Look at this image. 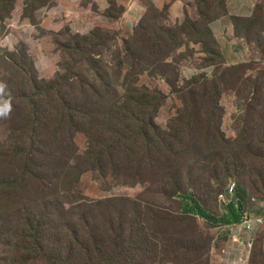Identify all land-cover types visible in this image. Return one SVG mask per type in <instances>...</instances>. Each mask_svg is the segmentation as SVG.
<instances>
[{"label": "rangeland", "instance_id": "1", "mask_svg": "<svg viewBox=\"0 0 264 264\" xmlns=\"http://www.w3.org/2000/svg\"><path fill=\"white\" fill-rule=\"evenodd\" d=\"M24 3L17 0L0 27V144L11 149V135L25 143L31 138L30 131L26 135L20 128V113L3 99L21 77L10 54L25 48L41 81L66 74L64 66H69L68 72L77 75L74 80L105 79L118 88L114 104L129 94L127 76L160 91L164 96L156 124L171 131L175 155L149 165L142 152L129 165L128 151L122 147L114 151L105 173L92 170L95 163L88 159L78 160L81 170L73 174V181L68 174L73 155L89 153V138L67 125L54 133V140L40 132L30 145L32 160L22 166V182L10 194L8 212L0 216V264H7L10 252L24 253L29 247L25 218H37L46 210V222L70 227L77 236L82 231L99 236L107 245L112 243L110 224L117 226L115 220L121 216L116 235L122 241L147 236L156 255L150 264H264V199L250 190L246 176L234 173L227 178L219 169L236 154L251 168L264 171V165L252 163L261 160L258 155L264 150V0H215L210 13L215 43L192 28L203 22L196 0H53L31 16L23 15ZM243 3L241 14L247 17L240 14ZM95 29L107 40L99 54L100 47L91 57L74 53L73 46L70 50L67 42ZM146 35L158 41L153 54ZM120 58L130 63L123 71ZM205 80L214 81L218 93ZM194 81L198 86L191 93ZM65 89L74 96L69 85ZM185 111L193 122L202 120L201 130L186 124ZM208 127L215 145L203 134ZM120 145L132 146L133 140L121 137ZM231 183L248 191L243 218L258 221L251 254L239 225L225 226L182 212V196L193 193L216 218L228 215L227 204L237 196L223 201L220 194ZM103 226L108 229L101 234Z\"/></svg>", "mask_w": 264, "mask_h": 264}, {"label": "trees", "instance_id": "2", "mask_svg": "<svg viewBox=\"0 0 264 264\" xmlns=\"http://www.w3.org/2000/svg\"><path fill=\"white\" fill-rule=\"evenodd\" d=\"M52 1L25 0L23 15L31 16ZM214 1L196 0L203 22L192 26V28L200 35H206L215 43L210 27L213 19L210 13ZM16 2L17 0H0V27L12 15ZM204 7L206 12H202ZM187 22L189 23V20ZM145 37L153 54L155 48L158 47V41L152 36L146 35ZM104 38L105 34L102 30L95 29L74 41L67 42V45L70 50L71 46L74 47V53L91 57L96 49L100 47L97 52L99 54V51L107 45V40L105 41ZM198 41L204 42L203 39H198ZM102 43L106 44L101 45ZM125 45L129 55H133L130 43L126 41ZM10 55L11 61L17 69L21 70V77L19 76L15 85L11 87V90H8L9 93L3 99L7 106H13L14 110L20 113L23 121L20 128L26 135L30 131L31 138H29V143H25L19 137L11 135V149L0 144V152H4L3 155H0V174H4V177L0 178V216L8 212L10 194L22 182V166L31 159L30 145H32L33 137H37L40 132H46L54 140L60 132L61 126L67 125L74 132L84 133L89 138V153L73 155V162L68 170L69 178L73 181H77V178H72L73 174L81 170L76 163L78 160L88 159L89 163L91 161L95 163L96 167H93L92 170L97 168L100 172L105 173L106 165L112 161L114 151L122 147L128 151L125 159L129 165L142 152L147 155L149 165L154 164L156 159H169L175 155L173 138L170 136L171 131H164L156 124V112L164 95L158 90H152L139 83L138 77H126V79L130 78V84L127 87L129 94L126 95L123 102L114 104L112 97L119 89L112 87L105 79H102L100 83L91 80L86 83L83 80H74L73 78L77 75L74 72H68L71 67L64 66L66 74L59 72L53 79L41 81L25 48H17L16 52ZM93 59L96 62V67H99L97 55ZM120 60L122 62H119L118 67L123 71L124 65L130 63L127 58H120ZM212 63H214V59ZM97 75L102 78L100 70ZM207 81L212 83L214 92L216 90L218 93L219 90L214 81L205 80L202 82L208 83ZM66 85H69L73 90L74 96H70V92L65 89ZM197 86V81H194L189 92L195 93ZM218 106L216 101L214 107L218 108ZM186 114V124L201 130L202 120L193 122L190 113L186 112ZM110 131L112 135H110ZM203 134L210 137L215 145L209 127ZM121 137L133 140V145L121 146ZM258 156L261 160L252 162L253 165L255 166L257 163L264 165V150ZM219 169L226 173L227 178H230L234 173L246 176L249 180L250 190L254 194L261 195L264 199L263 170L251 168L247 161L238 159L236 154L231 160L226 159ZM219 169L216 170L218 176L221 173ZM238 185L235 193V197H237L227 204L228 215L220 219L216 218L200 205L193 193H186L182 196L183 214H197L208 222L218 221L225 226L240 223L246 212L244 202L247 199L248 191ZM240 198L241 201H239ZM44 212H40L34 219L25 218L29 224V232L25 236L29 247L24 253L21 251L19 256L11 252L8 253L5 258L7 264H150L151 259L156 256L151 251V243L147 236L143 240L124 239L122 241L116 235L123 224L121 216H117L115 220L117 226L114 223L110 224L111 229L103 226L101 234L105 232L106 228L112 235V243L107 245L98 238L99 236L87 235L83 231L81 232L83 234L77 236L71 232L70 227L63 229L62 224L46 222L42 216ZM15 246L18 247V242L15 243Z\"/></svg>", "mask_w": 264, "mask_h": 264}, {"label": "built area", "instance_id": "3", "mask_svg": "<svg viewBox=\"0 0 264 264\" xmlns=\"http://www.w3.org/2000/svg\"><path fill=\"white\" fill-rule=\"evenodd\" d=\"M236 190H237V184L231 183L229 184L226 192L220 195V198H222V200L225 201L228 199L229 196L235 194ZM257 222H258L257 220L251 219L249 217H245L242 219L240 223L233 225V226L239 225L243 229L241 234L244 235L243 239L247 244L250 254L252 252L255 241V235H256L255 224ZM248 259H249V255H248ZM233 264H237V262H234Z\"/></svg>", "mask_w": 264, "mask_h": 264}, {"label": "crops", "instance_id": "4", "mask_svg": "<svg viewBox=\"0 0 264 264\" xmlns=\"http://www.w3.org/2000/svg\"><path fill=\"white\" fill-rule=\"evenodd\" d=\"M244 4V3H243ZM239 4V6H240V14L241 13H244V9H245V7H246V5L244 4ZM252 12V11H251ZM55 15H57V12L56 13H54ZM242 15V14H241ZM247 15V14H246ZM246 15H242V17H244V16H246ZM247 17V16H246Z\"/></svg>", "mask_w": 264, "mask_h": 264}, {"label": "clouds", "instance_id": "5", "mask_svg": "<svg viewBox=\"0 0 264 264\" xmlns=\"http://www.w3.org/2000/svg\"><path fill=\"white\" fill-rule=\"evenodd\" d=\"M224 192H226V191H224ZM221 194H222V193H221ZM221 194H220V195H221ZM229 202H230V200H229ZM237 224H238V223H237ZM233 225H235V224H233ZM233 225H230V226H233Z\"/></svg>", "mask_w": 264, "mask_h": 264}]
</instances>
